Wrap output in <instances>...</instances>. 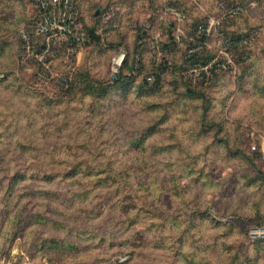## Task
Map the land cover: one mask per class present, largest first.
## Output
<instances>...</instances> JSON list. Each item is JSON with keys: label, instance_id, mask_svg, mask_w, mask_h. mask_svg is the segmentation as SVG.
<instances>
[{"label": "rangeland", "instance_id": "rangeland-1", "mask_svg": "<svg viewBox=\"0 0 264 264\" xmlns=\"http://www.w3.org/2000/svg\"><path fill=\"white\" fill-rule=\"evenodd\" d=\"M70 9L0 0V264H264V0Z\"/></svg>", "mask_w": 264, "mask_h": 264}, {"label": "trees", "instance_id": "trees-1", "mask_svg": "<svg viewBox=\"0 0 264 264\" xmlns=\"http://www.w3.org/2000/svg\"><path fill=\"white\" fill-rule=\"evenodd\" d=\"M68 24H69V22H66V25H68ZM88 34L91 38L90 41L100 42V36H98L95 33L94 29H91V28L88 29ZM144 34H145V32H142V29H139L138 35H137V40H136L137 45L143 39ZM70 40L74 43V45L78 44V42H79V41H77V39H75L73 37H70ZM139 46H136V53L139 51ZM194 55L196 56L198 54L196 53ZM136 65H139V68H136ZM123 67L127 68V70L131 72V74H125L122 72L120 75H118V79L115 81L116 85L123 83V81H125L126 79H132L133 77H136L138 74L141 73V71L143 69L142 63H140L136 57L134 58L131 65L129 64L128 59H126L123 62ZM168 69H170V66L168 65V62L165 60L159 66L158 71L151 74L152 76H149V77H153V79H154V83L151 85V87H157L161 84V82L163 80V74ZM145 84L150 85L147 78L145 80ZM107 92H108V88H106V87L93 88L92 89V93H99V94L104 95ZM185 95L190 96V97L202 98L203 100H205V98H206L204 93H202L200 91H195L191 88L187 89ZM1 133L2 132H0V135H1ZM18 143L19 142H17L16 144H18ZM18 147H19V145H17V149H18ZM24 147H26V146H23V148ZM10 164H11V162H7L6 167L0 166V183H1V186L3 185L5 187V190L10 194V196H13L16 193V191L20 187L21 183L23 184V183L28 182V181H46V182L50 183L53 179H55V177H57L55 174H49L46 172L39 175V174H33V172L22 171L21 169H12L9 167ZM121 173L127 179V176L123 172L118 173V175H121ZM114 175H116V174L113 173L111 177L114 178ZM77 176H81L84 179H92L93 181H96L99 179V183H104L107 181V173L106 172L99 173V172H94L91 170L85 171V172H80V171L74 170L72 172L64 174V177H67V178H74ZM102 176H106V177H102ZM18 192L19 191H17V193ZM191 263H193V261H191Z\"/></svg>", "mask_w": 264, "mask_h": 264}, {"label": "built area", "instance_id": "built-area-1", "mask_svg": "<svg viewBox=\"0 0 264 264\" xmlns=\"http://www.w3.org/2000/svg\"><path fill=\"white\" fill-rule=\"evenodd\" d=\"M53 4L54 5H58L59 7L63 8V10L65 11L64 13V17L67 16V12L70 13L71 9H70V0H53ZM43 7H46L45 4H43ZM67 21H64L65 25H66Z\"/></svg>", "mask_w": 264, "mask_h": 264}]
</instances>
